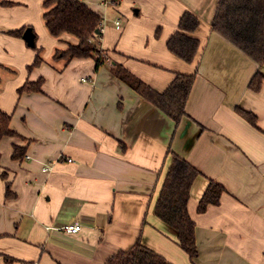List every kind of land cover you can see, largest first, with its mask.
I'll use <instances>...</instances> for the list:
<instances>
[{"label":"crops","instance_id":"0c3cea01","mask_svg":"<svg viewBox=\"0 0 264 264\" xmlns=\"http://www.w3.org/2000/svg\"><path fill=\"white\" fill-rule=\"evenodd\" d=\"M43 1L0 0V108L22 135L0 141V264H106L139 241L167 264H264V79L250 88L258 64L211 29L219 0H83L103 17L107 60L97 68L94 58H74L63 70L51 55L66 44L48 33ZM185 11L200 19L191 63L167 46ZM22 27L45 51L32 70L37 51L11 33ZM116 62L158 92L176 73H195L188 116L176 125L113 74ZM41 77L43 92L19 95ZM14 144L26 148L22 160L12 157ZM172 152L202 172L188 202L194 261L154 212ZM210 179L226 192L199 212ZM70 223L80 231L58 228Z\"/></svg>","mask_w":264,"mask_h":264},{"label":"trees","instance_id":"16d2710c","mask_svg":"<svg viewBox=\"0 0 264 264\" xmlns=\"http://www.w3.org/2000/svg\"><path fill=\"white\" fill-rule=\"evenodd\" d=\"M42 7L48 33L66 44L65 47H57L51 57V63L61 62L58 70H63L74 58H94L97 68L105 63L107 54L101 48L103 17L99 12L83 0H44ZM199 25V17L191 11H185L180 18L178 29L167 42L169 50L188 63L194 61L199 49V39L191 35ZM27 28L30 27H22L11 33L23 36ZM211 29L258 64L259 69L249 83L250 88L258 91L264 79L260 70L264 65V0H219ZM159 34L160 30L157 29L156 36ZM65 35L73 37L75 41L65 38ZM36 37L34 33L32 47L37 52L33 63L28 65L29 70L45 61L43 49L37 47ZM111 70L137 93L152 101L172 118L176 125L188 116L186 104L195 81V73H176L167 89L158 92L120 63H114ZM43 83L42 77L36 81L28 80L18 88V93L21 95L25 92H43ZM239 111L251 124L257 125L255 114L242 109ZM11 120L12 114L0 108V141L5 137L22 138V135L12 128ZM25 155L26 148L14 144L12 157L22 160ZM172 155L154 212L176 232L179 245L194 261L199 255V250L196 242V224L189 213L188 202L193 183L202 172L178 153L172 152ZM2 176L5 177L4 172ZM6 186V196L10 198L14 194L9 182ZM224 192V185L210 179L199 200L198 211H205L210 204H219ZM7 260L12 259L7 257ZM106 264H167V261L160 253L139 241L131 250L120 251L109 257Z\"/></svg>","mask_w":264,"mask_h":264},{"label":"built area","instance_id":"2783aa9c","mask_svg":"<svg viewBox=\"0 0 264 264\" xmlns=\"http://www.w3.org/2000/svg\"><path fill=\"white\" fill-rule=\"evenodd\" d=\"M115 26L117 29H121L122 20L120 18H117L115 20ZM51 169H52V167L49 164L44 166L45 171H50ZM48 228L50 229V228H52V226H48ZM58 228H62L65 231L70 232V233H77L80 231L81 225L79 223H70V224H66V225L58 227Z\"/></svg>","mask_w":264,"mask_h":264},{"label":"water","instance_id":"95a60500","mask_svg":"<svg viewBox=\"0 0 264 264\" xmlns=\"http://www.w3.org/2000/svg\"><path fill=\"white\" fill-rule=\"evenodd\" d=\"M23 37L27 41V43L32 46L34 44V33L31 28H27L23 34Z\"/></svg>","mask_w":264,"mask_h":264},{"label":"rangeland","instance_id":"374dc122","mask_svg":"<svg viewBox=\"0 0 264 264\" xmlns=\"http://www.w3.org/2000/svg\"><path fill=\"white\" fill-rule=\"evenodd\" d=\"M74 39V38H73ZM73 41H75V39L73 40ZM55 52V50L53 49V52H52V55H53V53ZM45 54V51L43 50V55ZM52 55H51V57H52Z\"/></svg>","mask_w":264,"mask_h":264}]
</instances>
